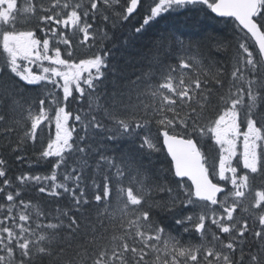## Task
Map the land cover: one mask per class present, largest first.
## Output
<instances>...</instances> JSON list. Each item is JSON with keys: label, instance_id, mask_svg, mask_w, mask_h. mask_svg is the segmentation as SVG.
Instances as JSON below:
<instances>
[{"label": "snow or ice", "instance_id": "obj_1", "mask_svg": "<svg viewBox=\"0 0 264 264\" xmlns=\"http://www.w3.org/2000/svg\"><path fill=\"white\" fill-rule=\"evenodd\" d=\"M138 8L136 34L198 11L230 35L166 28L149 70L102 93L109 70L122 76L107 43ZM29 86L41 94L26 99ZM0 140L18 162L37 142L36 162L54 159L13 179L0 156V264H264V191L245 202L264 183V0H0ZM165 150L167 169L144 164ZM29 186L71 207L46 212Z\"/></svg>", "mask_w": 264, "mask_h": 264}, {"label": "trees", "instance_id": "obj_2", "mask_svg": "<svg viewBox=\"0 0 264 264\" xmlns=\"http://www.w3.org/2000/svg\"><path fill=\"white\" fill-rule=\"evenodd\" d=\"M142 3L147 6V3L150 0H141ZM24 4V0H20V6L22 7ZM144 15V8H138L137 13H134L131 20L122 27H120L116 31V39L110 43H107V48L113 49V56L110 59V64H115L122 73L121 77L117 78V83L114 85L112 83L114 77L109 70L108 79L104 82L101 88L98 90L100 92L111 93L114 88H122L125 84H127L128 80H135L137 77L142 76L144 72H147L151 66L152 56L155 54L154 51V43L158 40L161 32L167 29H175L179 33L183 34V37L187 40L189 38L195 40L201 34L204 33L205 30L209 32H217L222 36L230 35L229 29L225 28L222 23L217 24L211 16H206L204 12L193 11L186 13L181 17H169L167 20H161L157 24H153L151 27H148L142 33L136 34L134 31L135 27H138L140 23H142V18ZM109 31L111 34V25H109ZM43 33L38 32V36H43ZM125 41L127 44L125 45ZM122 45H125L122 47ZM63 48L64 46L61 45ZM232 54V49H229L227 53L213 52V57L218 61H225ZM166 63L178 64L175 55L169 57ZM230 70V69H229ZM22 83V82H21ZM41 94V89L36 86H29L25 92V98L28 97H37ZM78 95V94H77ZM104 102V97H101V103ZM7 103V102H6ZM83 107L87 108V98L82 102ZM80 106L79 103H73L70 105V109L75 113L77 108ZM54 115V112L52 113ZM210 115H214L211 114ZM54 124L51 127V135H53ZM153 135L156 134L155 125L152 126ZM145 133H141L144 135ZM49 136V129L47 126L44 128V143L46 144ZM3 141L0 140V144ZM140 143V140H136V145ZM211 142L209 141L207 144H204V150L210 153L211 156H215L216 152L210 150ZM41 145L39 142L35 146L31 143L28 144L26 151L20 153L24 155L26 159L23 162H18L15 159V155H12L8 152L7 149L0 147V156L7 160V170L8 175L13 179L15 176L21 173H31L33 175H48L52 170V164L54 163V159L49 162L40 161L36 162L35 152H38ZM121 147H125L121 145ZM111 154V153H109ZM119 153H117L118 155ZM143 161L146 166L152 168L154 172H159L161 169H167L170 165V160L167 157L165 151L163 152H153L151 155H148L145 152L143 156ZM99 179V178H98ZM86 183L89 185L88 196L91 198L94 194V191L91 190V180L88 179ZM257 190L264 191V183L260 181L254 182L252 186V191L256 193ZM23 199L31 200L33 203H39L44 211L51 212L53 215L55 214V210L57 207L60 208H70L71 207V199L67 195L62 198H53L49 197L46 194H41L38 191L36 186H29L23 191ZM0 202H3L2 197H0ZM79 215V214H78ZM160 218L164 220L166 224L170 226V230L174 235H177L184 241H192L198 242V238L193 233L189 235L187 233H183L182 229L174 226V222L167 219L166 215L157 213Z\"/></svg>", "mask_w": 264, "mask_h": 264}, {"label": "rangeland", "instance_id": "obj_3", "mask_svg": "<svg viewBox=\"0 0 264 264\" xmlns=\"http://www.w3.org/2000/svg\"><path fill=\"white\" fill-rule=\"evenodd\" d=\"M47 63V62H45ZM33 67V70L36 71V72H39V69L36 68L35 66H32ZM54 133H55V128L53 130V136H54ZM238 149L242 151V145L238 144ZM255 200V192H253L252 190L247 194V197H246V203L247 204H251L252 202H254Z\"/></svg>", "mask_w": 264, "mask_h": 264}, {"label": "water", "instance_id": "obj_4", "mask_svg": "<svg viewBox=\"0 0 264 264\" xmlns=\"http://www.w3.org/2000/svg\"><path fill=\"white\" fill-rule=\"evenodd\" d=\"M161 142H162V138H161ZM165 153H166V150H165ZM167 155V154H166ZM169 158V160H170V157H168ZM189 184H190V181L188 182Z\"/></svg>", "mask_w": 264, "mask_h": 264}]
</instances>
